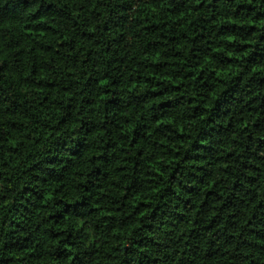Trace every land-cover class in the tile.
Returning a JSON list of instances; mask_svg holds the SVG:
<instances>
[{"label":"clouds","instance_id":"obj_1","mask_svg":"<svg viewBox=\"0 0 264 264\" xmlns=\"http://www.w3.org/2000/svg\"><path fill=\"white\" fill-rule=\"evenodd\" d=\"M0 264H264V0H0Z\"/></svg>","mask_w":264,"mask_h":264}]
</instances>
